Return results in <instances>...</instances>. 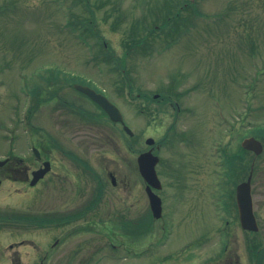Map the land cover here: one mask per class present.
Here are the masks:
<instances>
[{"label":"rangeland","instance_id":"374dc122","mask_svg":"<svg viewBox=\"0 0 264 264\" xmlns=\"http://www.w3.org/2000/svg\"><path fill=\"white\" fill-rule=\"evenodd\" d=\"M94 4L102 5L97 10ZM89 6L94 11L92 17L73 0H0V159L9 154L29 157L26 143L30 140H63L64 157L74 154L80 166L89 162L95 172L102 168L115 171L118 187L129 190L117 196L130 197L133 201L128 200L129 204L146 210L135 162L138 153L147 148L145 139L151 137L162 141L163 187L170 190L190 185L192 194L207 195L217 177L212 146L264 128V0H90ZM158 9L171 15L179 10L184 23L178 31L185 26L186 30L178 38H164L160 31L167 29L157 28L156 37L147 39L149 48L144 45L127 52L123 41L131 31L164 23L167 16L161 20ZM77 20L84 24L91 21L95 37L78 38L80 25L76 34L71 33L70 22ZM172 39L175 44L167 47ZM104 56L112 57L109 64L103 61ZM84 82L120 109L133 138L71 89L73 83ZM126 84H130V92ZM28 87L35 88L42 100L54 93L57 99L37 105L35 97L27 99ZM167 87L179 114L168 108L159 116L147 110L140 113L138 94L151 96ZM155 107L151 104L149 110ZM58 155L54 153L53 158ZM170 170L176 177H171ZM185 176L191 177L189 182ZM101 179H91V183L86 179L81 188L94 189L101 183L111 187ZM256 182L264 187V176L260 174ZM109 192L104 198L116 195ZM204 201L201 198L199 202ZM8 203V194L0 193V207ZM40 207L35 203L31 209ZM259 218L257 235L264 236V210ZM180 228L173 241L177 246L204 231L203 226ZM87 230L80 226L62 231L63 252L73 254L80 249L73 264L88 258L81 264H91L97 255L91 257ZM52 236H57L55 230L32 228V237L40 246ZM99 246L97 252L102 255L94 264H124L105 248L104 241ZM57 251L58 247L53 249L44 264H56Z\"/></svg>","mask_w":264,"mask_h":264},{"label":"flooded vegetation","instance_id":"af4514ba","mask_svg":"<svg viewBox=\"0 0 264 264\" xmlns=\"http://www.w3.org/2000/svg\"><path fill=\"white\" fill-rule=\"evenodd\" d=\"M172 96L168 87L151 96L138 94L141 102L138 109L140 113L147 110L154 116L161 115L165 108L179 114L180 108ZM151 104L156 105L153 110H149ZM88 129L91 135V115ZM251 137L254 138V130H249L242 139L211 145L215 148L217 177L207 195L192 194L190 185L170 190L163 187L159 157L162 141L152 138L151 147L146 146L138 156L151 150L158 158L155 170L161 187L151 189L160 202L158 218L151 210L146 183L137 163L136 174L143 185L146 210L129 204L128 200L133 201L130 197L127 200L122 194L117 196L129 190L118 187L115 171L102 168L95 172L89 162L80 166L81 161L74 154L64 157L63 140L30 141L29 157L10 154L0 159V193H7L9 199L8 204L0 207V264H44L56 247V264H73L80 249L73 254L64 253L62 231L80 226L88 227L91 257L97 254L91 264L102 255L97 252L102 241L105 248L112 250L115 259L125 261L124 264H264V236L257 235L261 230L259 213L264 210V187H258L261 183L256 182V177L264 176V161L260 163L264 160V142H260L261 152L257 156L253 148L243 146L244 140ZM88 143L91 145V139ZM33 148L38 152L37 157L32 153ZM54 153L60 156L54 159ZM45 164L50 170L34 180L35 173ZM174 172L170 170L171 177H176ZM190 176H185L188 182ZM101 178L111 187L101 183L102 187L81 188L86 179L91 183V179L101 182ZM246 183L248 188L242 187ZM109 191L116 195L104 198ZM201 198H205L204 203L199 202ZM35 203L41 205L38 211L31 209ZM252 224L256 229L252 230ZM201 226L204 231L199 235H192L178 246L173 244L180 227L185 230ZM33 227L55 230L57 236L49 237L40 246L32 237ZM145 239L148 241L144 242Z\"/></svg>","mask_w":264,"mask_h":264},{"label":"water","instance_id":"95a60500","mask_svg":"<svg viewBox=\"0 0 264 264\" xmlns=\"http://www.w3.org/2000/svg\"><path fill=\"white\" fill-rule=\"evenodd\" d=\"M73 88L76 91L87 96L89 99L95 102L99 107H101L112 122L122 123L124 131L129 136H133V133L126 126H124L120 111L113 104H111L105 97L96 93L94 90L86 86L74 85ZM146 144L151 146L153 144V140L150 138L147 139ZM243 146L253 148L256 154H259L261 152V145L254 138H248L244 140ZM157 162L158 159L152 154L151 150L140 154L137 158L138 171L141 177L143 178L144 182L146 183V191L149 198V204L155 218H158L160 216V202L158 198L151 192V188H160V183L158 181L155 172V166ZM48 169L49 168L45 167V169L35 173L36 175L34 177V180H36V178L41 177L45 172L48 171ZM242 187L248 188V183L243 184ZM253 224H252V230L256 229V227Z\"/></svg>","mask_w":264,"mask_h":264},{"label":"trees","instance_id":"16d2710c","mask_svg":"<svg viewBox=\"0 0 264 264\" xmlns=\"http://www.w3.org/2000/svg\"><path fill=\"white\" fill-rule=\"evenodd\" d=\"M73 1H74V3L75 2L80 3L83 11L88 13L91 17L93 16L94 11L92 9H90V6H89L90 5V0H73ZM94 5H96L95 8L98 10L101 7L102 4L101 5L94 4ZM183 9H185V7ZM158 12L161 14L160 15V19L161 20H163V18L165 16H167L166 20L161 25L162 27L153 23L150 28L147 29L145 27L144 31H134V30L131 31L129 36H128V39L123 41V45L128 50V51L126 50L127 52H130L132 50L133 51H137V49L139 47L147 45L146 43H147V39L149 37H151V38L156 37L154 34H156L157 28H159V30H163V28L167 29V31H160L161 34L164 36V38H169V37L175 38V37L178 36L180 31H183L186 28V26H185V28H183L180 31H178L180 25L184 23V19H179V16H178L179 10L175 11L176 13H173L172 15L170 14V11H168L166 14H163V10H161V9H158ZM70 24H71V27H72L71 28L72 31H70V32L73 33V34H76V30H78V28L76 26L77 25L81 26L80 27L81 30L78 31L79 34H76V36L78 38H80V37L84 38L86 35L95 37V35H96L93 31H91V28H92L91 27V21H89V23H85L84 24V23L80 22V20L79 21L77 20V22L76 21H74L73 23L70 22ZM134 29H135V27H134ZM170 44H171V42L167 43L168 46H170ZM147 46L149 48V46H151V45H147ZM102 57H100V58H102ZM111 60H112V57H105L104 56V58H103V61L107 62L108 64L110 63ZM54 78H57V77H54ZM49 80H51V79H49ZM32 95H33V97L36 98L35 99V103L37 105L43 102L44 99L43 100L40 99V95H39V93H37V90L35 91V89H34L32 91ZM54 98H55V95H53V94L48 96L49 100L54 99ZM78 114L81 115V112H79ZM257 132H258L257 133V137L259 139L264 140V129L260 130V131H257Z\"/></svg>","mask_w":264,"mask_h":264}]
</instances>
